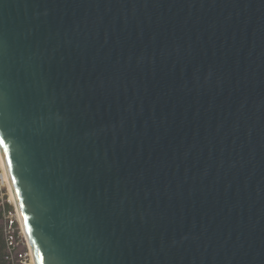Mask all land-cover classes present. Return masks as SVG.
<instances>
[{"label": "water", "instance_id": "1", "mask_svg": "<svg viewBox=\"0 0 264 264\" xmlns=\"http://www.w3.org/2000/svg\"><path fill=\"white\" fill-rule=\"evenodd\" d=\"M0 159L35 264H264V0H0Z\"/></svg>", "mask_w": 264, "mask_h": 264}, {"label": "built area", "instance_id": "2", "mask_svg": "<svg viewBox=\"0 0 264 264\" xmlns=\"http://www.w3.org/2000/svg\"><path fill=\"white\" fill-rule=\"evenodd\" d=\"M5 217L3 225V233L6 237L8 256L7 259L12 264H28L27 250H21L20 246L24 245V241L20 239V235L15 232V222L8 216Z\"/></svg>", "mask_w": 264, "mask_h": 264}, {"label": "rangeland", "instance_id": "3", "mask_svg": "<svg viewBox=\"0 0 264 264\" xmlns=\"http://www.w3.org/2000/svg\"><path fill=\"white\" fill-rule=\"evenodd\" d=\"M3 174H4V170H3V167L1 166V163H0V189H3L4 191H6L8 202L11 205H13V207H14V211L13 212L11 211V212L4 213V216H8L9 215V217L15 222V228H16L15 232H16V234L20 235V239H22L24 241V245H21L20 249L23 250V251L27 250V253H28V264H32V257H31L29 245H28V242L26 240L25 235L22 232L21 224H20L19 218L17 216V212H16V207H15L14 203L11 201L10 192L8 190V187H7V182L4 180V175ZM5 222H6V220H5V217H4L3 224H5Z\"/></svg>", "mask_w": 264, "mask_h": 264}, {"label": "trees", "instance_id": "4", "mask_svg": "<svg viewBox=\"0 0 264 264\" xmlns=\"http://www.w3.org/2000/svg\"><path fill=\"white\" fill-rule=\"evenodd\" d=\"M11 211L12 212L14 211V207L8 202L6 191L0 189V264H12L7 259L8 256L7 243H6V237L3 233L4 213Z\"/></svg>", "mask_w": 264, "mask_h": 264}, {"label": "bare ground", "instance_id": "5", "mask_svg": "<svg viewBox=\"0 0 264 264\" xmlns=\"http://www.w3.org/2000/svg\"><path fill=\"white\" fill-rule=\"evenodd\" d=\"M0 163H1V166L3 167V164H2L1 159H0ZM3 170H4V172H5L4 167H3ZM6 182H7V181H6ZM7 187H8V190H9V192H10L11 201L14 203V205H15V207H16V212H17V216H18V218H19L20 224H21L22 232H23V234L25 235L26 240H27L28 245H29V249H30V253H31V257H32V264H35V262H34V258H33V255H32V247H31V245H30V242H29V239H28V236H27V232H26L25 226H24V224H23V222H22V220H21V215H20V213H19V211H18V207H17L16 201H15L13 195H12V192H11V189H10V186H9V183H8V182H7Z\"/></svg>", "mask_w": 264, "mask_h": 264}]
</instances>
